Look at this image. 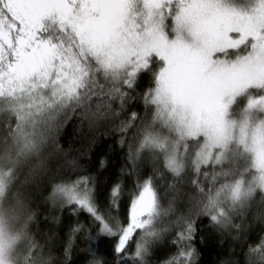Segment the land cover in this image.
Instances as JSON below:
<instances>
[{"label": "snow or ice", "instance_id": "1", "mask_svg": "<svg viewBox=\"0 0 264 264\" xmlns=\"http://www.w3.org/2000/svg\"><path fill=\"white\" fill-rule=\"evenodd\" d=\"M210 238L264 264V0H0V264Z\"/></svg>", "mask_w": 264, "mask_h": 264}, {"label": "trees", "instance_id": "2", "mask_svg": "<svg viewBox=\"0 0 264 264\" xmlns=\"http://www.w3.org/2000/svg\"><path fill=\"white\" fill-rule=\"evenodd\" d=\"M71 131V128H69L70 134ZM100 131L103 132L104 129H100ZM67 139L74 143L78 149L87 150V148L89 147L87 141H80L79 139L72 137L71 135H69ZM93 151L95 152V155L97 157L105 154L109 158H114L116 156V153L109 151V144L103 142L102 138L93 147ZM41 219H43V217H41ZM201 247L203 248V252L201 254L202 264H213L214 261L218 264L219 258L227 252V248L223 247L217 239L210 238L208 244L206 246L202 245Z\"/></svg>", "mask_w": 264, "mask_h": 264}]
</instances>
